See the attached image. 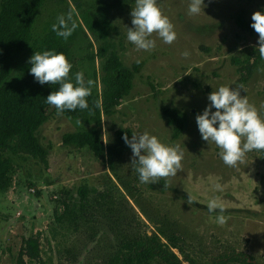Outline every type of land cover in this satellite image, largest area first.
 Returning <instances> with one entry per match:
<instances>
[{
	"label": "rangeland",
	"instance_id": "374dc122",
	"mask_svg": "<svg viewBox=\"0 0 264 264\" xmlns=\"http://www.w3.org/2000/svg\"><path fill=\"white\" fill-rule=\"evenodd\" d=\"M189 4L190 0H157L177 38L169 45L153 33L155 47L145 51L127 40L135 0L45 1L33 26L32 45L13 58L12 77L30 64L38 42L52 31L57 17L68 13L78 25L68 54L74 84L75 73L82 71L85 81H94L91 92L101 90L97 57L101 42L91 35V24L100 23L108 31L107 42L125 68L137 62L143 67L114 114L102 117L101 137L107 149L103 158L64 144L65 135L85 132L90 125H78L52 110L37 133L40 144L49 149L46 165L21 162L0 143V170L12 181L8 192L0 194V264H38L19 255L23 239L31 237L38 239L45 264H104L130 217L140 219L141 231L148 235L163 231L178 236L183 252L196 264L230 256L238 261L227 264H264V150L248 152L236 167H229L215 143L202 139L196 123V115L210 104L208 95L222 85L242 86L241 96H247L264 119V60L258 52L259 35L251 27L252 14L264 13V0H204L203 10L195 15H189ZM185 51L188 57L182 55ZM160 109L183 114L184 131L176 141L171 140L172 129ZM124 130L129 139L147 131L167 145H180L183 168L167 178L170 187L165 188L164 178L140 183L131 148L117 146V133ZM114 145L117 152L109 153ZM84 187L109 192L112 199L106 216L96 211L102 218L94 239L89 237L94 229L86 226L75 236L65 222H55L62 203H78V190ZM188 193L196 200L192 205L187 203ZM213 197L225 206L228 219L223 225L217 223V213L207 209Z\"/></svg>",
	"mask_w": 264,
	"mask_h": 264
},
{
	"label": "trees",
	"instance_id": "16d2710c",
	"mask_svg": "<svg viewBox=\"0 0 264 264\" xmlns=\"http://www.w3.org/2000/svg\"><path fill=\"white\" fill-rule=\"evenodd\" d=\"M45 1L0 0V143L7 145L21 162L34 160L44 165L47 163L49 149L40 144L37 133L48 121L49 110L56 112L54 106L46 103V97L52 91L58 90L59 85L50 82L41 85L30 73L31 64L20 68L17 75L12 77V62L16 55L32 45L33 26ZM240 23L243 24L241 21ZM89 30L91 35L101 42L97 51V57L101 60V90L100 93L91 92L87 97V109L65 110L61 115L69 120H80L82 124L90 125V129L85 132L65 135L63 143L87 149L96 157L103 158L107 149L101 142L102 117L112 116L130 94L133 80L140 73L143 63L137 62L129 69L125 68L107 42L108 31L102 28L100 23L89 25ZM71 39L70 36L64 40L50 31L38 42V51L54 49L58 53H64L68 59ZM69 79L74 83L70 73ZM160 116L172 129L171 140L176 141L184 131L183 114L176 109H160ZM125 134L128 136L129 132L124 130L117 133L119 148L127 145L123 139ZM108 152L115 154L116 145ZM11 186L12 181L7 172L0 170V194L8 192ZM27 186L32 187L29 183ZM34 195L39 196V193L35 192ZM78 197V203H62L64 209L55 217V222H65L75 236L80 235L82 228L86 226L88 231L94 229V233L89 235L94 239L102 218L96 215V211L106 216L110 212L112 199L109 192L85 187L79 188ZM94 222L96 226H93ZM140 225L144 224L140 219L133 217L123 224L124 231L117 237L115 250L104 264H151L154 260L162 264H196L183 252L178 236L163 231L148 235L141 231ZM114 226L116 230L120 228L117 224ZM173 251L181 255L182 259ZM19 255L21 259L25 257L30 262L45 264L40 259L36 238L23 239ZM238 258L230 256L213 264H227L238 261ZM241 262L247 261L243 259Z\"/></svg>",
	"mask_w": 264,
	"mask_h": 264
},
{
	"label": "clouds",
	"instance_id": "9594fccd",
	"mask_svg": "<svg viewBox=\"0 0 264 264\" xmlns=\"http://www.w3.org/2000/svg\"><path fill=\"white\" fill-rule=\"evenodd\" d=\"M204 6V0H190L189 15L199 14ZM130 15L133 27L128 28L127 40L138 50L150 51L155 47V40L150 38L153 33H156L165 44L171 45L176 40L174 25L162 13L157 0H135V7H132ZM251 19V27L259 35V56L264 60V13L256 11ZM77 26L71 13L67 16L61 14L57 17V22L52 24L51 30L58 37L67 40ZM182 55L188 57L189 53L185 51ZM29 63L30 73L41 85L49 82L59 85L58 90L52 91L46 97V103L55 107L57 115H62L65 110L88 108L87 97L91 95L94 81L92 79L85 81L84 73L79 71L75 73V84L71 82L69 73L73 65L64 53H58L54 49L36 51ZM241 88L242 86L235 89L228 85L219 86L208 95L210 104L202 114L196 115L202 139L208 143H215L221 150L219 155L222 161L229 167H236L248 152L264 150V119L260 117L258 109L249 102L247 96H241ZM80 123V120H76V124ZM123 139L132 150L131 164L139 175L140 183L148 185L164 178L165 188L170 187L167 178L175 177L183 168L184 152L180 145H167L147 131L132 134L131 139L125 134ZM215 187L221 189L219 184ZM188 194L187 203L192 205L196 200L191 193ZM207 209L209 212L217 213L218 224L223 225L227 222L228 217L224 215L226 209L219 197L209 199Z\"/></svg>",
	"mask_w": 264,
	"mask_h": 264
},
{
	"label": "water",
	"instance_id": "95a60500",
	"mask_svg": "<svg viewBox=\"0 0 264 264\" xmlns=\"http://www.w3.org/2000/svg\"><path fill=\"white\" fill-rule=\"evenodd\" d=\"M101 142H102V138H101Z\"/></svg>",
	"mask_w": 264,
	"mask_h": 264
}]
</instances>
